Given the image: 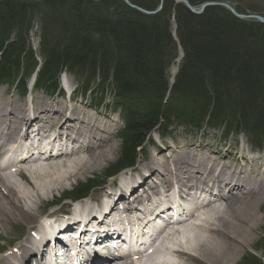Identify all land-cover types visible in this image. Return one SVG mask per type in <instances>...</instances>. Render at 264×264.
I'll return each instance as SVG.
<instances>
[{"label":"trees","instance_id":"16d2710c","mask_svg":"<svg viewBox=\"0 0 264 264\" xmlns=\"http://www.w3.org/2000/svg\"><path fill=\"white\" fill-rule=\"evenodd\" d=\"M186 1L195 9L209 2H232L243 14L240 5L250 0ZM129 2L154 11L159 0ZM249 10L257 11L253 6ZM36 20L43 59L38 88L53 91L58 74L68 70L81 80L85 92L92 87L99 94L111 91L127 115L130 124L121 136V159L109 173L133 163L136 150L160 120L163 130L179 123L193 128L207 123L226 132L245 133L255 145L264 141L261 23L241 21L219 6L194 14L171 0L154 16L141 14L121 0L1 1L0 85L13 86L19 80L17 87L24 91L37 67L28 39ZM178 44L184 58L170 87Z\"/></svg>","mask_w":264,"mask_h":264},{"label":"bare ground","instance_id":"6f19581e","mask_svg":"<svg viewBox=\"0 0 264 264\" xmlns=\"http://www.w3.org/2000/svg\"><path fill=\"white\" fill-rule=\"evenodd\" d=\"M165 1L166 0H159L158 6L164 7ZM211 3L218 4V5H214L210 7H216L221 4L222 7L227 11L229 10L225 6L232 8L239 15V17H236L233 14L237 19L244 21V22L248 21L243 16V14L239 13L236 10V6L238 4H235L232 2H211ZM141 14H144V13H141ZM261 24L264 25V23H261ZM173 36L177 37V32H175ZM179 46L180 45L178 44V49H181ZM4 47L7 49L8 45L4 44ZM7 51L9 52L8 49ZM98 95L103 96L102 93L101 94L98 93ZM91 96L96 97L95 94H92ZM15 109H17L15 106L12 109H8L5 105L0 104V119L5 116L7 117L15 116ZM35 114H37L38 116L40 115L36 112ZM78 114L79 112H76V111H73V113L64 112L62 109L53 112V115H57V116H62V115L64 117L66 116L68 117V115L74 116L73 118H69L73 121L76 120L75 115H78ZM64 124L65 123H63L62 125L64 126ZM76 124H78V127H72L73 132L76 134H81L84 126L83 124H81L79 119H77V122L74 123V126ZM87 128L92 129V131H94V129L107 130L106 126H102L101 123L100 122L98 123L96 120H92L91 124ZM42 129L47 130L46 127H42ZM61 129L63 128H60L59 131ZM1 130L2 131H0V136H2L3 134V137L5 138V136L8 135V133H10L9 131H12L13 128L7 125L8 132H5V128H1ZM70 132L72 131L70 130ZM8 144L9 143H6V145ZM175 145H176L175 147L177 151L169 155L170 159L166 161V166L164 167L165 172L169 171L167 165H172L174 167L180 166V165H188V162L192 163L193 160L197 157L195 155H190L189 153H187V151H185V149H181L184 146H180L179 144H176V143ZM92 152H93L92 150H88L87 151L88 155L86 157H82V154H75L68 158H65L66 160L69 161V165L67 166L65 171L59 170L56 173H53V175H49V173H41V174L34 176L33 183L29 185L32 189L31 188L28 189L25 186V184L21 183L22 181L20 180L17 181L13 178H9L6 174L2 173L3 175L0 177V212H1L2 218L9 217L10 214L16 212V208L14 206L15 203H20L21 209L25 207L28 210H33L35 206L37 205L36 202L41 197L40 192H42V194L45 196L46 191L50 190L48 192L50 193L52 190H55L56 186L63 185L64 182H67L71 180L72 178H76L77 175L83 174L86 171L96 169L104 161H106L108 157L111 156V148L103 152H98V153L96 152L92 153ZM212 161H213L212 159H208L207 163L210 165L212 164ZM202 162L206 163L204 161ZM214 164H217V162L215 161ZM71 166L75 168L74 170L75 172H77V174H75V172L73 171H72L73 173L70 171ZM211 166L214 168L218 167V165L217 166L210 165V167ZM225 169H227V166L224 165L223 170ZM37 170H39V168H37ZM19 176H22V175H19ZM47 176L49 177L53 176V177L48 180H45L44 178H46ZM34 195H36L35 196L36 199H33ZM145 195L148 198H150V194L148 192ZM263 195H264V187L256 186L255 190L250 191L247 195L245 194V196L242 199L240 198L238 199V201L242 203L241 205L234 206L233 204L234 202H236L234 201V202H231L230 204H227L223 209L216 208V206L214 205L213 206L209 205L210 207L208 208L206 207L202 208L201 209L202 213H198L200 214L202 223H199L201 222V219L199 220L198 217L196 218L193 215L191 218V221H192L191 224L181 223L180 224L181 227L179 226L178 228L179 229L178 231H181V232L173 233L175 238H180V241L177 244H175V247L177 248V250L171 251L170 249L163 248L164 253H168L172 257H176L178 259L176 261L175 260L169 261L171 263L162 262L161 264H190V262H202L203 264H235L236 261L238 260V258L236 259L238 253L240 254V251L243 248L250 245L251 239H250L249 233L251 234L253 230H256V227H254L255 226L254 223L249 224L247 227V230H245L244 233L241 232L240 228H238L240 226V223L247 220V216L245 212L251 211L254 206V205H251L249 207L248 205H245V204L250 202V199L252 198V196L256 197V199H258L259 196H262L258 204L260 205L262 204ZM133 197L137 198L138 200L141 199V196L138 194L136 190H133ZM43 199H45V197H43ZM242 206H244L243 209L235 210L234 208V207L240 208ZM94 218L95 217L91 219H94ZM87 221H89V217H85V222ZM150 223L151 222H149L148 224ZM160 223H162L161 219H160ZM235 223H238V227L233 225ZM99 225L104 226V224H99ZM226 240H228L229 242L224 243ZM229 245L236 246V247L229 248ZM218 248L221 250L220 254H218ZM24 255H27V254L25 253ZM164 257L165 256H162V258ZM4 262L6 264H10L8 259H5ZM114 264H121V263H114ZM132 264H140V262L138 261ZM155 264H160V262H157Z\"/></svg>","mask_w":264,"mask_h":264},{"label":"rangeland","instance_id":"374dc122","mask_svg":"<svg viewBox=\"0 0 264 264\" xmlns=\"http://www.w3.org/2000/svg\"><path fill=\"white\" fill-rule=\"evenodd\" d=\"M240 6L249 12H252L249 10V6H253L254 8L257 9V11L255 13L264 15V0H250V1L244 2ZM35 39H37V38H33V40H35ZM176 67H177V65L172 67L171 74L174 73ZM68 80L72 82L71 84L76 85V80L74 78H71L70 76H68ZM5 97H6V94H5ZM15 98L18 99V97H15ZM42 98L43 99L38 98V100H44V99L47 100L48 99L46 97L45 98L42 97ZM0 99L2 100V98H0ZM16 99H14V100H16ZM55 100L59 101L58 98H55ZM76 100H77L78 105H80L79 102L81 101V98L76 97ZM109 102H110V100H109ZM210 134H213V133H210ZM192 136H194V134H192ZM229 141L232 143V146H234V142L236 141V139L235 140L229 139ZM110 148H111V156L108 157L107 160L104 161L96 169L86 171L83 174L77 175L76 178H72L71 180L64 182L63 185L56 186L58 188L55 187V190L51 191L52 193L51 192L48 193L50 190L46 191V194L44 193L45 196L42 194V192H40L41 197H40V199H38V202H37L38 207L40 206V208H39V212L36 213L34 216L32 214L33 211H29L28 209H25L29 215L24 214L22 211V214L26 216V217H24L26 219L23 218L22 222H20L21 221V218H20L21 215H19L20 213H18V212L14 213L15 216L7 217L8 219L5 218L2 222H0V237L5 239L4 240L5 244H6V242L12 243L13 240H15V237H18L20 235V233H22L20 231L25 230L26 228H28V226L31 227V225H33L35 223V220L37 219V215H39V214L41 215L42 213H47L48 212L47 211L48 204L51 203L53 200L58 199L61 194H66L67 192H70L71 190H73V188H75L77 185L86 183L89 179L93 178V175H96V177L101 178V179L104 178V174L106 173L107 168L116 164L117 160L120 158L121 142L117 139H114L108 145L102 146L98 150H94L95 152L98 153L99 151L103 152V151H106ZM222 148H224V147L220 146V149H222ZM221 157H224L223 153L221 154ZM225 157H227V156H225ZM224 161L229 162V161H231V159L226 160V158H224ZM68 165H69V161L66 160L65 158H63L62 160H56V161H50V162H45V163L43 162L40 164L29 165V166H27V173H26L25 177L23 179L22 178L20 179V180H22L21 183L25 184V186L29 189V188H31L29 185H31L34 181V179H33L34 176L41 174V173H49V175H53V173H56L59 170L65 171ZM37 168H39V170H37ZM70 169H71L70 170L71 172L72 171L75 172L74 167L71 166ZM75 174H77V172H75ZM52 177L47 176L44 179L48 180ZM63 192H65V193H63ZM35 196L36 195L33 196V199H36ZM43 197H45V199H43ZM263 197H264V195H263ZM260 198H262V196H259L258 199L260 200ZM259 200H256V197L252 196V198L250 199V202L245 204V205H248L249 207L251 205H254L251 211L245 212V214L247 216V220L240 223L239 227H238V223L233 224L234 226L240 228L241 232H243V233L245 232V230H247V227L249 224L254 223V225H255L254 227H256V230H253V232H251V234L249 233L250 239H251L250 245L243 248L240 251V254L238 253V255L236 257V259L238 258V260L236 261L235 264H248L249 261L251 260V257H250V256H252L250 254L251 252H254L256 254L255 257H260L258 260H261L263 254H264V203H262V206H261V204L258 205ZM263 201L264 200H262V202ZM241 204L242 203H240V201L236 200V202H234L233 205L237 206V205H241ZM20 205H21L20 203H15L14 206H15L16 210L19 211ZM244 206H242L240 208H237V207H234V208H235V210H239V209H243ZM49 213H50V210L47 214H49ZM1 219H2V215L0 212V220ZM15 224H18L21 227V228H18V231H16V232H15V230H11V228ZM223 241H224V239H223ZM228 242L229 241L226 240L224 243H228ZM235 247L236 246L229 245V248H235ZM220 252H221V250L218 248V254H220ZM176 260L177 259L175 258V261ZM190 264H203V263L202 262H190ZM262 264H264V262H262Z\"/></svg>","mask_w":264,"mask_h":264},{"label":"water","instance_id":"95a60500","mask_svg":"<svg viewBox=\"0 0 264 264\" xmlns=\"http://www.w3.org/2000/svg\"><path fill=\"white\" fill-rule=\"evenodd\" d=\"M87 1L98 2V1H102V0H87ZM122 1H123L127 6L131 7L132 9H135V10H137V11H139V12H141V13H144V14H146V15L156 14V13H158V12L162 9V7L159 6V8H158L155 12H148V11L142 10V9H140V8H138V7L134 6V5H132L128 0H122ZM172 1H175V2H177V3H183L189 11H191L192 13H196V14H202L203 11H204L207 7L214 6V5H218V4H214V3H207V4H204V5L201 7V10L197 12V11H195V10L189 5L188 1H186V0H172ZM220 6H222V5H220ZM225 7H226V8H227L232 14H234L236 17H239V15L235 12L234 9L229 8V7H227V6H225ZM245 18H247V17H245ZM248 18H253V19H256V20H257L258 22H260V23H264V19H263L261 16H251V17H248Z\"/></svg>","mask_w":264,"mask_h":264}]
</instances>
